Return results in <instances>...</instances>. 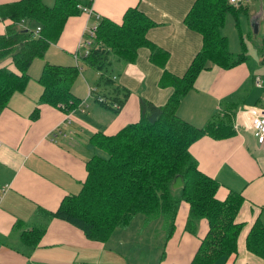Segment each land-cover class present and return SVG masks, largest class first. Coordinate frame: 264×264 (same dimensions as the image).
<instances>
[{"label":"crops","instance_id":"1","mask_svg":"<svg viewBox=\"0 0 264 264\" xmlns=\"http://www.w3.org/2000/svg\"><path fill=\"white\" fill-rule=\"evenodd\" d=\"M14 1L17 0H0V4ZM194 2L92 0V14L82 11L69 17L59 39L50 44L43 57L32 60L24 90L15 92L7 107L0 110V264H139L142 242L133 241L135 238L125 241L122 233L126 227L115 229L109 239L100 242L88 239L74 225L52 218L30 253L21 245L19 229L12 227L18 220L46 222L41 210L54 212L65 196L81 190L87 174L85 162L96 152L89 142L92 134L112 135L136 122L140 116V98L155 105L166 103L174 87L161 83L163 72L181 77L202 47V35L184 22ZM135 6L154 22L146 38L165 52L167 59L159 66L150 60V49L142 46L133 62L119 68L114 81L129 91L122 108L114 112L90 95L95 84L91 85L89 80L94 75L98 78L99 73L84 67L80 71L84 81H79L78 76L72 86L79 102L70 117L61 107L40 103L43 86L38 77L43 65L46 62L81 64L77 59L78 45L97 17L120 22L124 12ZM243 7H246L244 12L238 13L237 19L231 15V19L239 39L244 41L248 37L253 43L257 63H249L252 57L243 48L247 58L236 66L223 69L211 65L201 70L177 107L178 116L194 126L202 127L222 108L234 112L233 125L240 108L264 105V70L260 68L264 64V2L251 0ZM240 15L247 22L246 35ZM5 24L0 20V33ZM103 87V94L110 91L107 85ZM90 98L93 104L89 103ZM190 152L199 169L219 183L217 198H224L229 191L244 197L236 215V221L243 223L237 250L216 259L214 264H264L263 257L246 248L245 240L257 217L264 227V144L259 145L250 130L240 128L223 139L202 136L192 143ZM188 210L187 202L182 201L169 238L164 234V241L144 242L150 256L147 264L189 263L208 224L202 218L196 222L195 232H189L185 226Z\"/></svg>","mask_w":264,"mask_h":264},{"label":"trees","instance_id":"2","mask_svg":"<svg viewBox=\"0 0 264 264\" xmlns=\"http://www.w3.org/2000/svg\"><path fill=\"white\" fill-rule=\"evenodd\" d=\"M91 4L92 0H54L52 4L17 0L0 4V20L6 22L0 33V110L7 107L15 92L24 90L32 60L43 57L50 44L59 39L68 18ZM243 6L233 5L229 0H195L184 22L202 35L203 43L181 77L163 72L161 83L173 85V93L163 105L140 98L136 122L112 135L97 132L90 136L91 145L105 151L107 156L95 152L86 160L87 174L81 190L65 196L56 211L41 210L46 222L14 223L12 228L19 229V240L27 253L36 248L47 221L52 218L74 225L88 239L104 242L115 229L127 227L136 215H143L147 221L162 220L169 238L182 201L189 207L185 225L189 232H195L196 222L202 218L208 224L187 264H214L216 259L236 252L243 227L242 222L236 221V215L244 197L229 191L224 198H217L219 183L199 169L190 152L192 143L202 136L223 139L235 134L234 112L222 108L202 127H197L181 119L177 107L201 70L211 65L230 69L247 58L243 49L235 57L228 49L226 36L220 32L227 15L231 13L237 19V14L246 8ZM32 23L35 28L40 27L37 34ZM94 25L95 35L87 54L84 50L78 52L81 64L43 65L38 77L43 86L40 103L59 108L63 105L66 112L72 110L79 102L72 86L84 67L99 73L90 95L118 112L129 95L127 89L114 81L119 68L133 62L142 46L150 49L151 61L164 65L166 53L146 38L154 22L137 6L128 8L120 22L101 16ZM106 85L110 91L103 94ZM176 175L183 179L180 195H175L171 186ZM245 240L250 252L264 258V227L258 217Z\"/></svg>","mask_w":264,"mask_h":264},{"label":"rangeland","instance_id":"3","mask_svg":"<svg viewBox=\"0 0 264 264\" xmlns=\"http://www.w3.org/2000/svg\"><path fill=\"white\" fill-rule=\"evenodd\" d=\"M43 2L47 3V4H52L54 0H42ZM231 13H229L226 17L225 20V25L221 28V33L225 34L226 38H227V43H228V49L235 52L233 53V55L238 56L239 54H237V52H240L241 49L243 48H247V54L250 55L252 57V61L250 60L249 57V63L252 64V62H256L257 56L255 54V51L252 49L253 47V43L249 40L248 37H245V40H240L239 39V35L238 32L236 30V24L235 22H233V20L231 19ZM240 17L242 18V23H243V33L244 35H246V32L248 30V26H247V22L246 20H244L243 15H240ZM32 29L35 28V23L31 24ZM246 46V47H245ZM258 61L259 57H258ZM257 63V62H256ZM260 68H262L264 70V64L260 66ZM91 70V69H88ZM85 71V70H84ZM86 72V71H85ZM84 72V73H85ZM86 75V73H85ZM79 81L83 80L84 81V77L83 74L80 73L79 77H78ZM97 77L94 75L92 80L90 81L91 85H94L96 82ZM99 88V86H97ZM89 103H92L91 98L89 99ZM96 150L97 153L103 155V156H107V153L105 151H102L100 149L94 148ZM174 194L175 195H180L181 190L180 188H173ZM166 226L163 225L162 220L155 218L152 220H144L143 215H136L134 217V219L132 220V222L130 223V225L128 227L125 228V232L122 233V237L125 239V241H141L142 242V250L140 251V253L138 254V262L139 264H147L150 263V256L148 255V252L146 251V249L144 248V242L146 241H164L165 240V236L166 235ZM135 233V234H134ZM153 248V247H152Z\"/></svg>","mask_w":264,"mask_h":264},{"label":"built area","instance_id":"4","mask_svg":"<svg viewBox=\"0 0 264 264\" xmlns=\"http://www.w3.org/2000/svg\"><path fill=\"white\" fill-rule=\"evenodd\" d=\"M250 1L251 0H229L231 4L236 6L246 4ZM82 11L91 13L90 7H82ZM39 31L40 27L37 26L34 30V33L37 34ZM94 35L95 25L93 24L86 29L84 36L78 45V52L84 50V54H87V49ZM60 107L63 108V105H61ZM71 111L72 110L66 112L67 117H70ZM233 128L236 131H238L240 128L250 130L257 143L259 145L264 144V105H249L239 109V111H237V114L235 115Z\"/></svg>","mask_w":264,"mask_h":264},{"label":"water","instance_id":"5","mask_svg":"<svg viewBox=\"0 0 264 264\" xmlns=\"http://www.w3.org/2000/svg\"><path fill=\"white\" fill-rule=\"evenodd\" d=\"M183 185V179L181 175H176L172 181V188H180Z\"/></svg>","mask_w":264,"mask_h":264}]
</instances>
